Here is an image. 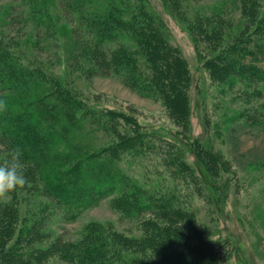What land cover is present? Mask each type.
<instances>
[{
	"label": "trees",
	"instance_id": "16d2710c",
	"mask_svg": "<svg viewBox=\"0 0 264 264\" xmlns=\"http://www.w3.org/2000/svg\"><path fill=\"white\" fill-rule=\"evenodd\" d=\"M162 1L189 33L221 92L264 82V0H219L211 7L200 0ZM169 36L149 0L0 4V99L8 105L0 112V162L19 146L27 178L23 188L0 200V264H45L51 258L67 264H220L224 259L226 248L177 189L182 180L194 185L196 180L183 148L150 134L131 114L91 105L77 90L81 78L112 76L160 101L187 125L191 73ZM193 145L205 170L217 176L224 162L209 145L196 140ZM159 148L172 188L159 186L168 179L163 176L150 188L120 166L125 157ZM39 196V210L33 205L22 215L21 204ZM105 197L123 217L138 222L140 234L90 223L76 240L50 238L45 222L54 211L73 219Z\"/></svg>",
	"mask_w": 264,
	"mask_h": 264
},
{
	"label": "rangeland",
	"instance_id": "374dc122",
	"mask_svg": "<svg viewBox=\"0 0 264 264\" xmlns=\"http://www.w3.org/2000/svg\"><path fill=\"white\" fill-rule=\"evenodd\" d=\"M11 1L14 0H0V4ZM217 2L219 0H200L199 5L211 7ZM149 3L164 19L172 44L180 48L190 69L188 126L174 118L160 101L140 96L112 76L81 78L76 84L77 90L91 105L131 114L150 134L165 141L173 140L183 148L196 180L195 185L182 180L177 189L185 193L186 202L196 210L198 220L204 222L211 237L219 239L221 247L226 248L227 257L220 259V264H264V82L248 88L237 84L221 92L220 86L202 67L185 27L162 0H149ZM42 38L41 45L45 46ZM255 89L259 92H250ZM195 140L209 145L224 162L217 176H211L197 159ZM161 147H165L164 142ZM160 151L162 148L136 159L125 157L120 166L145 180L150 188V184L158 183L157 177L162 176L168 179L166 183L165 179L161 180L164 183L159 186L168 184L172 188L169 172L160 165L157 155ZM38 200L42 201L43 197L31 199L27 205L21 204V214L26 216L33 205L39 210ZM110 200V197L100 199L73 219L57 209L47 218L45 229L50 238L59 235L64 240L80 238L90 223L111 224L128 235L140 234L138 222L123 217ZM45 264L67 263L51 258Z\"/></svg>",
	"mask_w": 264,
	"mask_h": 264
},
{
	"label": "clouds",
	"instance_id": "9594fccd",
	"mask_svg": "<svg viewBox=\"0 0 264 264\" xmlns=\"http://www.w3.org/2000/svg\"><path fill=\"white\" fill-rule=\"evenodd\" d=\"M7 103L0 99V112L7 110ZM22 149L13 147L6 159L0 162V200H6L11 192L23 188L27 183L25 165L22 162Z\"/></svg>",
	"mask_w": 264,
	"mask_h": 264
}]
</instances>
